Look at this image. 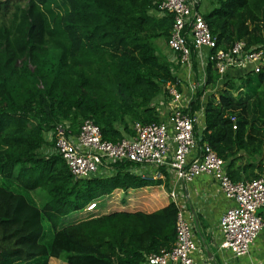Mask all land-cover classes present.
<instances>
[{
  "label": "trees",
  "instance_id": "obj_1",
  "mask_svg": "<svg viewBox=\"0 0 264 264\" xmlns=\"http://www.w3.org/2000/svg\"><path fill=\"white\" fill-rule=\"evenodd\" d=\"M24 1L0 24V264H144L176 240L169 183L145 179L129 163L115 164L112 176L77 179L58 154L44 153L53 145L45 134L64 121L77 132L91 119L104 140L117 142L133 136L136 122L160 121L152 103L178 82L160 55L173 17L155 14L163 0ZM216 3L203 14L216 50L242 40L264 48V0ZM231 75L221 79L211 63L192 102L193 111L204 104L200 144L225 161L234 181L264 178V67ZM146 187V205L123 207ZM36 190L50 197L43 207L31 197ZM104 197L117 208L64 223ZM160 198L170 202L161 206Z\"/></svg>",
  "mask_w": 264,
  "mask_h": 264
},
{
  "label": "built area",
  "instance_id": "obj_2",
  "mask_svg": "<svg viewBox=\"0 0 264 264\" xmlns=\"http://www.w3.org/2000/svg\"><path fill=\"white\" fill-rule=\"evenodd\" d=\"M201 3L202 0H163L155 10L157 16L173 17L167 46L181 68L188 70L184 71L185 78L178 77L176 84L167 85L170 100L162 102V108L168 112L162 113L160 121L136 122L133 136L117 142L104 140L99 126L91 119L84 120L77 132H72L70 123L64 121L51 131L53 145L44 149L45 154H58L77 179L112 176L115 164L129 163L127 170L145 179L171 183L169 195L178 209L176 240L171 248L146 256L144 264H201L194 257L199 248L195 224L178 186L202 175L211 176L231 202L218 222V250L224 264L250 256L255 241L264 233V178L234 181L225 161L207 142L200 144L205 129L204 104L192 109L198 92L208 84L211 63L221 79L239 70L258 73L264 67V48L249 47L242 40L226 51L216 50L217 41L200 12ZM98 203L89 204L84 214L98 212Z\"/></svg>",
  "mask_w": 264,
  "mask_h": 264
},
{
  "label": "crops",
  "instance_id": "obj_3",
  "mask_svg": "<svg viewBox=\"0 0 264 264\" xmlns=\"http://www.w3.org/2000/svg\"><path fill=\"white\" fill-rule=\"evenodd\" d=\"M238 72L244 74V71L239 70ZM234 73L235 72H232L231 77H233ZM183 75L184 76L181 77L185 78L184 72ZM241 75H237V77ZM155 108L159 111L158 106ZM46 134H49V132ZM168 182L169 181H166V183ZM165 185L166 184L163 182L160 186L163 187ZM169 185H171V183ZM178 188L183 195H181V199L186 205V210H188L195 224V238L199 246L198 250L194 253L195 259L201 264H224L223 255H221L218 250L221 242L218 222L222 212L231 205V202L224 197L218 184L209 175L199 176L190 183H181ZM170 189L171 187L169 186V191ZM130 199L131 198H128L125 202L124 208L129 205L130 209H133L136 206V201H131V204H127ZM160 199L163 200L165 198ZM163 202L161 206L167 204L170 200L167 202L163 200ZM159 205V201L156 200L152 203L151 207L155 206L157 208ZM80 212H82L83 216L84 212ZM262 240L264 242V233L260 234L255 241L250 256L232 259V264H264V243L261 245ZM56 260L58 259L50 258L49 262L50 264H59Z\"/></svg>",
  "mask_w": 264,
  "mask_h": 264
},
{
  "label": "rangeland",
  "instance_id": "obj_4",
  "mask_svg": "<svg viewBox=\"0 0 264 264\" xmlns=\"http://www.w3.org/2000/svg\"><path fill=\"white\" fill-rule=\"evenodd\" d=\"M0 2L2 5V9L0 12V24H1V23L9 22V18L11 16L12 4L24 3L25 1L24 0H0ZM216 5H217L216 0H202L201 6H200L201 14L203 15L205 13L210 12ZM160 46H161L160 55L162 57H165L173 65V67H174L173 73L177 77H180V78H181V76H184L183 72L184 71L187 72L188 70L187 69L183 70L181 68V66L178 63L177 56L170 50V48L167 46V43L165 41H163ZM241 74H243V73L237 71L234 73L235 76L233 75L232 78H235L237 80V78L239 77V76L237 77V75H241ZM166 89L167 88H164V90L162 91V94L158 97V99H156L152 103L153 105H156L159 107L160 113L168 112V110L166 108L161 107L162 102H167L168 100H170L169 94L167 95ZM206 91L213 92L212 90H206ZM203 100L205 101L206 97H203ZM46 139L48 140V142H51L50 141L51 140V132L50 131H49V134H46ZM144 190L148 191L149 187L131 191V193H129L126 197V201L128 198H131L127 204H131V201L132 202L133 201H136V202L139 201L141 205H146L147 199L143 197ZM30 194H31V197L33 198L34 202L37 205H39L40 207H43V205L46 203V201L50 199L49 195L43 190L32 191ZM98 202H99L98 211L100 213H102V212L108 213L110 210H112L113 207L117 208V206H115L116 205L115 201L109 203V200L105 197L98 200ZM80 217H82V212L71 213L66 217V219H64V223L67 224L71 221H74L76 218H80ZM263 243L264 242L262 240L261 245ZM56 261L59 264H68L67 261L65 260V258H61V259H58Z\"/></svg>",
  "mask_w": 264,
  "mask_h": 264
},
{
  "label": "clouds",
  "instance_id": "obj_5",
  "mask_svg": "<svg viewBox=\"0 0 264 264\" xmlns=\"http://www.w3.org/2000/svg\"><path fill=\"white\" fill-rule=\"evenodd\" d=\"M59 53H60V49L58 47H56V48H53V50L50 53V55L55 57V56L59 55Z\"/></svg>",
  "mask_w": 264,
  "mask_h": 264
}]
</instances>
